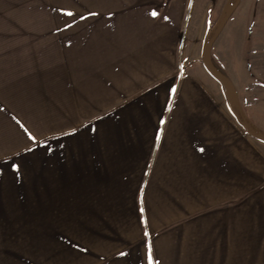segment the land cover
Returning <instances> with one entry per match:
<instances>
[{"label": "crops", "instance_id": "1", "mask_svg": "<svg viewBox=\"0 0 264 264\" xmlns=\"http://www.w3.org/2000/svg\"><path fill=\"white\" fill-rule=\"evenodd\" d=\"M37 11L0 25V255L264 264V142L203 63L206 33L152 10Z\"/></svg>", "mask_w": 264, "mask_h": 264}, {"label": "rangeland", "instance_id": "2", "mask_svg": "<svg viewBox=\"0 0 264 264\" xmlns=\"http://www.w3.org/2000/svg\"><path fill=\"white\" fill-rule=\"evenodd\" d=\"M235 2V10L220 31L225 30L220 57L227 70L211 53L210 60L234 88L245 116L264 131V0H0V25L40 23L43 18L34 16L39 14L37 10L119 7L127 11H157L155 18L168 24L182 21L184 34L192 33L190 37L198 39L204 32L207 38L223 20L224 8ZM261 164L259 167L264 168ZM0 264L32 262L29 257L0 255Z\"/></svg>", "mask_w": 264, "mask_h": 264}, {"label": "trees", "instance_id": "3", "mask_svg": "<svg viewBox=\"0 0 264 264\" xmlns=\"http://www.w3.org/2000/svg\"><path fill=\"white\" fill-rule=\"evenodd\" d=\"M238 1V0H237ZM238 2H235L233 5H228L231 7H236ZM231 12L225 11L224 18L221 21L220 25L214 29L209 36L205 40L204 44V51H203V63L205 64L207 70L210 72V74L215 77L222 85L227 81L225 76L214 67L213 62L210 60V53L213 43L215 42L216 38L218 37L222 27L225 24V21L227 19V16ZM232 111L235 116V118L239 121L241 126L245 128V130L248 132V134H253L257 139L264 142V132L258 129L254 124L250 122V120L245 116L244 112L240 108L237 100L232 102Z\"/></svg>", "mask_w": 264, "mask_h": 264}, {"label": "water", "instance_id": "4", "mask_svg": "<svg viewBox=\"0 0 264 264\" xmlns=\"http://www.w3.org/2000/svg\"><path fill=\"white\" fill-rule=\"evenodd\" d=\"M235 8L236 7L226 6L224 8V11L233 12L235 10ZM223 87H224L225 93L231 99V101L232 102L236 101V94H235L234 88L229 84V82L224 83ZM249 135L252 137H255L253 134H249Z\"/></svg>", "mask_w": 264, "mask_h": 264}, {"label": "snow or ice", "instance_id": "5", "mask_svg": "<svg viewBox=\"0 0 264 264\" xmlns=\"http://www.w3.org/2000/svg\"><path fill=\"white\" fill-rule=\"evenodd\" d=\"M68 14L71 15L72 13H68ZM91 14L92 15H95V13H91ZM151 15L155 16V15H157V13L155 11H153L151 13ZM172 91L175 92V89H172ZM29 139L34 141L35 140V137L32 136L31 133H29ZM201 151H203V149H201ZM13 167L16 168L17 170H19V166L18 165H13ZM119 255L126 256L127 253L121 252V253H119ZM147 259L149 261V264H158V262H154L153 261V257H152V254H151V247H150V245H149V249H148Z\"/></svg>", "mask_w": 264, "mask_h": 264}]
</instances>
